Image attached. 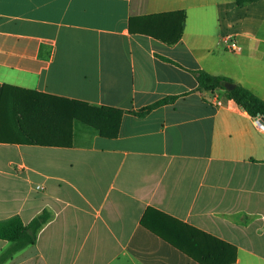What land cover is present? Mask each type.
<instances>
[{"label":"crops","instance_id":"1","mask_svg":"<svg viewBox=\"0 0 264 264\" xmlns=\"http://www.w3.org/2000/svg\"><path fill=\"white\" fill-rule=\"evenodd\" d=\"M198 70L264 101V0H0L5 100L16 89L128 112L178 96L123 113L112 139L10 103L0 222L49 220L4 264H198L142 226L152 212L216 241L213 264H264V132L224 91L195 92Z\"/></svg>","mask_w":264,"mask_h":264},{"label":"trees","instance_id":"2","mask_svg":"<svg viewBox=\"0 0 264 264\" xmlns=\"http://www.w3.org/2000/svg\"><path fill=\"white\" fill-rule=\"evenodd\" d=\"M237 6L254 3L260 0H234ZM180 20L178 31L174 39L166 41L168 44L176 42L181 34L184 15L179 14ZM197 88L195 92L201 93L204 91L212 92L215 90L224 91L226 98L232 100L237 106L242 108L249 116L257 115L264 116V101L254 96L248 90L236 85L232 80L226 77L213 76L204 71L194 72ZM15 92L10 101L0 97V117H6L5 110L12 104L26 105L29 118H33L41 114V108L55 109L61 113H65L70 120L80 122L93 130L104 138H115L118 134L119 124L123 113L131 114L137 118H143L158 107L174 102L178 96L162 98L149 105H146L136 111L123 112L109 107H94L86 103L62 99L53 96L40 95L32 92H19L16 89H8ZM23 114V113H20ZM17 120L20 118L17 117ZM35 137L28 135L26 141L33 142ZM152 212V211H151ZM150 218L153 219L154 225L159 224L163 228H158L149 224L147 215L141 220L142 226L146 229L178 249L189 258L198 264H213L216 257L205 253L204 247H212L213 242H216L198 231L185 228L182 224L163 216L157 212H152ZM49 220V215L43 212L34 218L29 224L24 225L19 218H10L0 222V240L10 243V247L0 255V264H4L11 256L29 246L34 245L37 235L44 224ZM153 223V222H152ZM186 231V232H185ZM185 232V236L183 233ZM183 238L184 243H183ZM203 249V250H202ZM229 264V263H223Z\"/></svg>","mask_w":264,"mask_h":264},{"label":"built area","instance_id":"3","mask_svg":"<svg viewBox=\"0 0 264 264\" xmlns=\"http://www.w3.org/2000/svg\"><path fill=\"white\" fill-rule=\"evenodd\" d=\"M225 42H228V49L230 51L236 52V51L240 50V48L234 42L230 41L229 39L225 40ZM219 104L220 103L217 102V105H219ZM253 123L257 129L264 132V116L257 115L255 117H253Z\"/></svg>","mask_w":264,"mask_h":264}]
</instances>
